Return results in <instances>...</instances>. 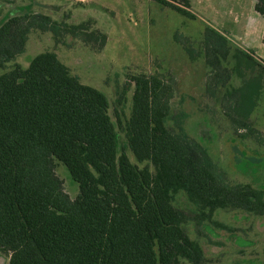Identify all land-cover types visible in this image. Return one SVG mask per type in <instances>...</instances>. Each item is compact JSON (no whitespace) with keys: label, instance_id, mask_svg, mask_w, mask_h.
I'll return each instance as SVG.
<instances>
[{"label":"trees","instance_id":"obj_1","mask_svg":"<svg viewBox=\"0 0 264 264\" xmlns=\"http://www.w3.org/2000/svg\"><path fill=\"white\" fill-rule=\"evenodd\" d=\"M156 1L196 18L191 0ZM16 2L0 0V253L8 264H207L190 224L219 227L221 210L264 219V192L233 182L203 145L213 141L211 131L195 138L170 125L172 74L129 76L112 101L83 84L55 52L38 54L24 68L16 59L33 32L52 33L57 42L72 36L96 52L107 35L90 22L70 25L31 9L4 14L2 4ZM254 8L264 17V0ZM186 48L208 67L206 98L234 135L264 147L252 119L264 102V65L211 26L197 50ZM57 164L77 183L75 198Z\"/></svg>","mask_w":264,"mask_h":264},{"label":"rangeland","instance_id":"obj_2","mask_svg":"<svg viewBox=\"0 0 264 264\" xmlns=\"http://www.w3.org/2000/svg\"><path fill=\"white\" fill-rule=\"evenodd\" d=\"M15 2L2 4L4 14H22L31 9L57 21L67 20L70 25L90 22L92 29L98 28L107 35L105 47L96 52L72 36L57 42L52 33L36 31L30 35L26 52L16 63L27 68L38 54L55 52L83 84L105 93L112 101L129 76L172 74L177 93L172 102L170 125L181 124L195 138L210 130L213 141L202 143L217 165L233 182L250 184L264 192V147L234 135L219 106L206 98L204 83L208 67L202 58H192L186 48L190 44L197 50L205 27L211 26L264 65V54L259 51L263 47L264 17L255 11V0H191L188 10L195 19L156 0ZM238 83L237 79L233 81V85ZM132 95L133 89L126 103L128 116ZM252 119L255 127L264 133V102L254 111ZM128 155L135 163L133 154L128 152ZM56 173L63 179L65 191L75 198L78 185L67 168L57 164ZM177 205L186 209L179 196ZM215 221L219 227L206 224L205 228H198L193 223L188 226L190 235L206 250L207 264H264V219L242 211L221 210ZM0 264H8V258L1 253Z\"/></svg>","mask_w":264,"mask_h":264},{"label":"crops","instance_id":"obj_3","mask_svg":"<svg viewBox=\"0 0 264 264\" xmlns=\"http://www.w3.org/2000/svg\"><path fill=\"white\" fill-rule=\"evenodd\" d=\"M263 34H264V30H263L262 35H261V37H262V43H263ZM259 51H261L264 54V43H263L262 49L259 50Z\"/></svg>","mask_w":264,"mask_h":264}]
</instances>
